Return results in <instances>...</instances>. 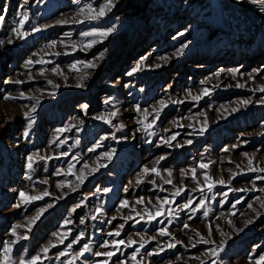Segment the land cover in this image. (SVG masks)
Instances as JSON below:
<instances>
[{
	"label": "rangeland",
	"instance_id": "rangeland-1",
	"mask_svg": "<svg viewBox=\"0 0 264 264\" xmlns=\"http://www.w3.org/2000/svg\"><path fill=\"white\" fill-rule=\"evenodd\" d=\"M106 2L0 0V14L8 9L0 26L5 41L0 47V114L6 117L0 119V260L4 246L11 245L12 264L33 256H40L37 264H136L131 257L137 251L140 264H256L264 255V180L256 177L264 172L251 169L264 168V104L259 102L264 99L259 91L264 86V6L253 0H114L116 6L99 21L89 23L78 15L87 5L98 10ZM22 13L28 16L22 29L27 35L18 38L12 29ZM111 26L116 31L102 41L82 35ZM91 39L97 43L86 49ZM184 44L183 55H177ZM101 52L103 59H96ZM89 61L98 67L85 68ZM138 64L141 70L128 75ZM235 69L240 71L233 77ZM204 89L210 94L204 96ZM189 90L202 98L193 100ZM26 97L40 101L31 129L24 113L36 100ZM161 100L168 106L156 119L153 109ZM177 100L184 102L172 103ZM242 100L251 103L243 106ZM113 111L112 124L96 119ZM121 124L124 128L117 131ZM62 128L68 130L57 131ZM174 134L168 147L163 140ZM113 150L106 159L104 153ZM30 155L32 169L27 167ZM201 163L209 167L202 169ZM145 167H156L160 175L144 174ZM81 172L86 176L82 184L77 180ZM205 173L226 183L209 191ZM21 190L50 195L25 205ZM164 198L174 203L148 222L145 209L155 213ZM139 199L144 203H136ZM125 200L129 206L122 208ZM202 200L205 206L199 208ZM189 201L191 208H183ZM41 208L47 210L30 223ZM248 220L253 223L245 227ZM16 225H21L17 234L28 239L17 241L12 235ZM160 228L171 235H158ZM118 229L120 236L108 235ZM81 232L79 243H72ZM201 237L215 243H202ZM113 240L125 244L114 249ZM129 240L136 243L129 246ZM85 244L90 251L81 256ZM219 246L224 250L217 260L210 250ZM109 251L115 255H95Z\"/></svg>",
	"mask_w": 264,
	"mask_h": 264
},
{
	"label": "snow or ice",
	"instance_id": "snow-or-ice-1",
	"mask_svg": "<svg viewBox=\"0 0 264 264\" xmlns=\"http://www.w3.org/2000/svg\"><path fill=\"white\" fill-rule=\"evenodd\" d=\"M254 3H259L260 5L264 6V0H253ZM116 6L114 0H107L106 3H104L101 7H99V9H95L92 7V5H87L86 6V9L85 8H81L80 9V12L78 13V15H82L85 17V20H87L89 23L93 22V21H99L101 18H103L104 16L107 15L108 11H110L112 8H114ZM3 14H0V26L3 25L4 21H5V16L7 14V7H4L3 8ZM28 20V16H27V13H22L21 16H20V19H19V22H18V27H15L12 29L13 33L19 38V37H24L27 35L26 32H24L22 29L24 27V24L25 22ZM85 20H80L79 23H84ZM58 23H67V21H59ZM35 31H40L41 29L39 28H36L34 29ZM116 31V28L115 26H111V27H106V28H101V27H93L91 28L90 30L88 31H85L82 33V35L84 37H99L100 40L102 41L103 39H106L107 37L111 36L114 32ZM182 35V34H181ZM14 41L11 40V39H8L7 40V43L11 44L13 43ZM97 43V40L96 39H91L88 41L87 45L85 46L86 49L87 48H91L94 44ZM5 44V41L4 40H0V47H3ZM188 45L187 44H184L181 49L179 50V52L177 53V55H183V52H184V49L187 48ZM73 48H75V45H73ZM57 55H59V53H57ZM103 56H104V53L101 52L99 54V56L96 58V59H103ZM147 57H144L142 58L141 60V64H143V61L146 60ZM39 63H43L44 61H38ZM34 62L32 60H29L28 61V64L31 65L33 64ZM79 63V62H78ZM84 67L85 68H96L98 67L97 63H95V61H89V62H85L84 63ZM155 67H161V65L157 64L155 65ZM72 68L73 70H76L78 71V68L77 66L74 64L72 65ZM141 70V65L138 64L132 72H129L128 75H132L133 72H136V71H140ZM53 72H57V69L56 68H53L52 69ZM220 71H223V70H220ZM239 69H235L232 71V75L233 77H235L238 73H239ZM58 74H62V73H58ZM219 72L216 73L217 76H219ZM86 78V77H85ZM10 83L12 81H9ZM15 83H22V81H15ZM49 84H52V81L49 80L48 81ZM202 83H204L202 81ZM245 85H242V84H237L236 87H244ZM54 87L58 88L59 85H54ZM76 87H85V85L83 83H78L76 85ZM142 90V89H141ZM259 91L261 92H264V86H261ZM210 94V90L209 89H204L203 90V95L204 96H207ZM189 95L192 96V99L193 100H199L201 99V95H192L191 91L189 90ZM6 99H8L9 97H5ZM27 99H35L36 100V104L33 105L31 107V110L30 112H25L24 113V116L25 118L28 120V128L31 129L32 125H34L36 123V117H35V113L37 111V106L39 105L40 101L39 99H37L36 97H26ZM184 101L183 100H177V101H172V103H183ZM260 103L264 104V99H261L259 101ZM105 103H110V101L106 100ZM241 105L243 106H247L249 103H251V101L249 100H242L239 102ZM160 104V107L157 109V108H154L153 111L156 113V119H159V113L160 111L163 110V108L167 107V103L164 101V100H161L159 102ZM82 108L85 110V114L87 113V109H88V105L85 104V105H82ZM240 109L239 108H232L231 111L232 112H236V111H239ZM136 111H140V108L139 106L136 107ZM117 115V112L116 111H113V112H110L107 116H97L96 119H99V120H103L105 123H108V124H112V119L115 118V116ZM140 123H143V121H141ZM155 123V120H153L152 124ZM152 124H148L146 125V128H151L152 127ZM206 127H207V122L205 121L204 122V128L201 129V134L203 133L204 130H206ZM124 128V125L121 124L119 125V127L117 128V131H120L121 129ZM68 129L67 128H62V129H58L57 131L58 132H63V131H67ZM29 135L28 131H25L24 133V136L25 138H27ZM262 135H264V133H262ZM107 139V137H105ZM113 139H115V137L113 136ZM176 139V135L174 134L173 136H171L169 139H165L163 140V143L165 145H167L168 147H172V141ZM53 143H55V141H53ZM78 143V141H77ZM188 143H191V141H188ZM177 147H181L182 145H176ZM97 147H100V145H97ZM225 151H228V149H225ZM114 153V150L112 152H106L104 153V156L106 159L108 160H111L112 158V155ZM37 155H39L37 153ZM247 155V154H245ZM40 159L44 160V159H50V157H44V156H41ZM166 159L165 156H161L160 157V160H164ZM27 167L29 169H32L33 168V156H28L27 157ZM249 163L251 164V160L249 161ZM106 165H103V164H100L99 167H105ZM87 167V165L85 166ZM209 167L208 164H205V163H201L200 164V168L202 169H207ZM94 170H99L98 168L97 169H94ZM252 171H259V172H264V168H259V169H251ZM143 172L144 174H151V173H155L157 176L160 175V172L159 170L156 168V167H153L151 169H149L148 167H145L143 169ZM195 172H196V169H192V173H193V179H195ZM57 175H59L60 173H56ZM171 172L168 173L169 176H171ZM29 179H31V176L28 177ZM235 178V177H233ZM86 179V176H84V174L81 172L80 175L77 176V180L80 181V183L82 184L84 182V180ZM204 179L205 181L208 182V190L211 191L213 189V187H215V184L219 183L221 185L225 184L226 181L223 180V179H220L218 181H214L213 178L211 176H209L207 173L204 174ZM257 180H264V176H257L256 177ZM41 183H44V184H47V180H43L41 181ZM153 183H155V181H153ZM165 183H172L171 180H166ZM57 187H62V185L58 184ZM163 190V189H162ZM251 190H255V186L253 187V189H245V188H241V189H234V191H240V192H244V191H251ZM73 191H75V189H73ZM105 192H108V191H111V189H104ZM201 191H203V188H201ZM181 193V188L177 187L176 188V191L174 193V195H180ZM50 195V193L45 190L43 193L39 194V195H36V196H32V195H29L28 193H26L25 191L21 190L19 192V196H20V199L22 201L23 204L27 205L33 201H36V200H41L43 199L45 196H48ZM225 196H227V193H224ZM136 203H144L143 199H139L136 201ZM171 203H174L173 200H169L168 198H164L162 200H160V205H159V208L157 209V211L155 213L149 211L148 209H145V211L147 212V218H148V222H151V221H154V220H157L158 217L160 216H163L165 214V210H164V206L165 205H170ZM192 201H189L188 203L184 204L183 205V208H191V205H192ZM236 203H240V201L238 200ZM128 201L125 200L122 202L121 204V207L122 208H126L128 207ZM205 206V202L202 200L200 202V204L198 205L199 208H203ZM16 207H20L19 204L16 205ZM47 207H51V205H48ZM77 207H80V205H77ZM233 207H235V204L233 205ZM249 208H252L253 206L251 204L248 205ZM261 207H264V202L261 203ZM47 210V208H41L39 209V211L37 212L36 216L35 217H32L30 218V223H35L36 220H38L40 218V216ZM192 211H197L196 208H192L191 209ZM73 212L76 211V209L74 208L72 210ZM169 215H171V211L169 210ZM137 215H140V213H137ZM208 215V212H204V216L207 217ZM92 219H96L95 216L92 217ZM113 219H115V217H113ZM127 219H134V217H127ZM143 219V217H142ZM85 221L83 219L80 220V223L83 224ZM137 223H139V221H136ZM69 223V221H65V224ZM253 223L252 220H248L245 224V227H247V225ZM21 225H16L13 229H12V235L13 236H16L17 237V241L21 240V239H28L27 235H24V236H19L17 234V229L20 228ZM124 227V225H120L119 226V229H122ZM189 225L185 224L184 225V228H188ZM119 229L117 231H115L114 233L113 232H109L108 235L109 236H112V235H115V236H120V231ZM209 234H211V231H212V228L211 226H209ZM244 229L241 228V229H238V231H243ZM56 235H59V234H56ZM158 235L160 236H170L171 233L168 231L167 228H160L158 230ZM84 236V233L81 232L79 234V237L73 239L72 243H79V239L81 237ZM66 237H63L61 238L60 242L63 243V240L65 239ZM152 240H155L156 237L153 236L151 238ZM201 242L202 243H215V241H210V240H207L205 239L204 237H201ZM136 241L134 240H129L128 241V244L129 246L135 244ZM176 243H181V241H176ZM125 244V241L124 240H113L111 242V246L114 248V249H119V246L120 245H124ZM55 246V245H53ZM109 246L108 243H104L102 244V247H105L107 248ZM144 245L141 244V247H143ZM195 246V245H193ZM68 247H71V244L68 245ZM168 247L169 248H173L175 247V244L173 243H169L168 244ZM223 246H219L218 248H213L211 249V254L213 256H215L217 258V260L220 259V253L223 252ZM12 251V246L11 245H5L4 246V259L3 260H0V264H12V261H11V256H10V253ZM44 253L46 254L48 251H49V248L48 247H45L43 249ZM90 249H89V246L87 244H85L83 246V251L80 253L81 256H83L84 253L86 252H89ZM152 254H158V253H149V255H152ZM61 256L63 255H66V253H60ZM96 256H108V257H111L113 255H115V251H109V252H96L95 253ZM137 255H138V251L137 252H134L131 259L133 261H136V264H140V261L137 260ZM197 259H199V257H197ZM40 260V256H33L30 260H23L21 259L19 261V264H37V262ZM119 264H127L126 261H120ZM214 264H216V262L214 261ZM256 264H264V255L260 256L259 259L257 260Z\"/></svg>",
	"mask_w": 264,
	"mask_h": 264
},
{
	"label": "bare ground",
	"instance_id": "bare-ground-1",
	"mask_svg": "<svg viewBox=\"0 0 264 264\" xmlns=\"http://www.w3.org/2000/svg\"><path fill=\"white\" fill-rule=\"evenodd\" d=\"M2 118L5 119L6 117H4L3 114H0V119L2 120ZM5 120H6V119H5Z\"/></svg>",
	"mask_w": 264,
	"mask_h": 264
}]
</instances>
